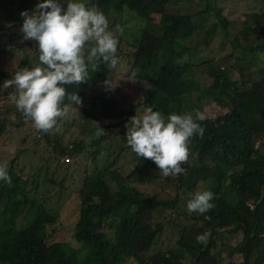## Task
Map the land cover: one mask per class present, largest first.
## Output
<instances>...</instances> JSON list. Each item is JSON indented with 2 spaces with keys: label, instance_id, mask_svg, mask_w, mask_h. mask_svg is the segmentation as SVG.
I'll use <instances>...</instances> for the list:
<instances>
[{
  "label": "trees",
  "instance_id": "obj_1",
  "mask_svg": "<svg viewBox=\"0 0 264 264\" xmlns=\"http://www.w3.org/2000/svg\"><path fill=\"white\" fill-rule=\"evenodd\" d=\"M169 1L84 2L86 6L95 4L104 15L109 11L121 13L126 8L146 22L134 42L127 40L125 30V38L117 35V56L119 60L128 58L124 76L148 82L149 90L141 102L126 108L114 106L104 87L113 69L104 63L97 72L89 68L87 82L64 86L68 94L79 96L82 104L65 99L70 121H62L61 133L78 118L84 121L82 131L88 142L78 138L66 144L57 132L41 133L50 148L46 156L42 153L40 157L46 158L44 169L48 174L50 163L63 165L69 158H90L89 164L81 166L80 183L74 189L77 217L71 226V241L54 238L59 232L54 227L59 217L42 201L33 198L34 205L23 201L24 188L35 190L38 186L41 167L28 174L24 164L18 169L23 178L16 175L13 162L21 154H27L30 162L34 155L15 142L18 149L13 147L14 155L7 160L13 186L0 181V198H4L0 209V264H234L235 259H240L236 264H258L253 255L264 262V152H259V146H264V66H248L252 59L243 57L264 52V0H250L256 10L242 13L235 32L230 28L234 20H228L221 7L209 0H196L199 5L203 3L201 12L208 11L212 16L198 37L195 35L202 28L195 16L198 10L169 12ZM41 2L26 0L34 10ZM1 29L0 25V34ZM22 34L6 33L5 37L10 43L13 39L19 41ZM211 36L224 38L227 48L237 49L238 56L235 58L231 51L204 56L215 50L209 45ZM2 47L6 49V44ZM200 48L206 52L200 54ZM6 51L16 58L15 65L9 63L12 73L19 71L28 51L21 46ZM202 64L207 82L200 81L193 72V67ZM133 70H138L134 78ZM3 75L0 71L2 90L4 81L10 79ZM4 90L0 139L18 128L30 126L32 132L37 131L10 99L14 88ZM207 103L223 111L211 113L205 107ZM147 107L161 112L165 120L170 114L182 115L196 109L208 117L201 122L203 137L191 139L189 158L182 165L185 174L162 180L155 163L145 158L138 161L127 144L130 118L141 116ZM98 127L106 134L97 137ZM9 137L13 139L14 135ZM32 138L35 140L33 134ZM126 151L134 156L128 167L118 161ZM62 159L65 163H58ZM16 180L24 186L19 187ZM205 190L214 194L211 202L215 207L204 214L189 213L187 202ZM28 192L24 190L26 195ZM122 207L124 213L120 215ZM164 227L170 232V244L152 251ZM206 230H210V237L205 244L198 243L197 235ZM75 242L85 246L82 257L73 247Z\"/></svg>",
  "mask_w": 264,
  "mask_h": 264
},
{
  "label": "clouds",
  "instance_id": "obj_2",
  "mask_svg": "<svg viewBox=\"0 0 264 264\" xmlns=\"http://www.w3.org/2000/svg\"><path fill=\"white\" fill-rule=\"evenodd\" d=\"M20 15L23 17L22 40L35 42L40 66L15 72L4 81L3 88H14L10 99L24 118L32 122L34 129L41 133H58L68 113L65 99L71 104H82L81 98L75 93L68 94L64 86L87 82L89 68L97 72L101 63L116 68L119 40L97 6H86L80 0H43L32 14L24 10ZM118 31L123 34V28ZM137 71H132V78ZM104 85L113 88L109 80L104 81ZM207 118L203 111L196 109L182 115L170 114L165 120L161 112L147 107L141 116L130 118L127 144L138 157L155 163L162 180L182 175L186 172L182 165L189 158L191 139L203 137L205 129L201 122ZM104 134L98 127L95 135ZM0 181L13 186L7 163L0 164ZM213 199L211 191L197 192L187 202V211L204 214L215 207ZM210 235V230H206L197 235L196 240L205 244Z\"/></svg>",
  "mask_w": 264,
  "mask_h": 264
},
{
  "label": "rangeland",
  "instance_id": "obj_3",
  "mask_svg": "<svg viewBox=\"0 0 264 264\" xmlns=\"http://www.w3.org/2000/svg\"><path fill=\"white\" fill-rule=\"evenodd\" d=\"M23 1V2H22ZM21 4H18V0H0V25H1V34H0V50L2 48L5 49V47H2V43L6 44L5 51L1 54L0 53V71L4 73L5 77L12 78V76L15 73H12V69L9 66V63L13 66L16 63V58L13 55L11 51H6L8 48L13 47L16 48L21 46L24 47L27 51V59L23 62L22 65L18 67L21 68L19 71L24 70L25 68H28L29 70L33 67L39 66L40 62L38 60L39 57V49L36 46L34 41L31 40H22V38L19 41H15L14 39L9 43V38L5 37L6 33H8L9 36L12 35H20L22 32L20 31L22 27L23 17H21L20 13L24 10H27L29 14H32L35 10L26 3V0H22ZM29 1V0H28ZM35 1V0H31ZM86 0H80V2H85ZM212 4L218 5L222 8V13L226 15V18L228 20H234V23L230 26L231 29L235 30L240 26V19L241 15L244 12L254 11L256 10L255 4L251 3L250 0H209ZM262 0H259L261 3ZM67 2V0H65ZM23 3V4H22ZM20 6V7H18ZM203 7V3L201 2L200 5L196 0H170L167 4V10L169 12H179V13H196V18L201 23L202 28L197 32L195 37H198L202 35V30H205L207 27V24L212 19V16L209 14L208 11L206 13L201 12V9ZM29 8L30 10H28ZM128 12V13H126ZM106 17H109L110 21L112 22L109 24V29L113 31L116 35H119L120 32L118 31L120 28H123L125 30L126 38L128 41L134 42V37H137L140 29L145 25L146 22L137 17L134 12L129 11L128 9L124 8V11L121 13H112V11H109L107 14H105ZM109 21V22H110ZM121 21V26L118 25V22ZM152 24H155L153 21ZM11 27V30H8V28ZM149 27H152V25H149ZM3 31V32H2ZM217 35V34H216ZM122 36L125 38L124 34ZM23 37V34H22ZM212 38V36H211ZM210 38V39H211ZM218 36H213L212 38V45L209 40L210 47L213 46L215 50H209L206 52L204 49H199L198 52L200 54H203L206 52L204 56L207 57L208 52H213L215 54L216 52L222 53L224 51H231V53L235 56V58L238 56V50L237 49H230L227 48V45L224 44V38H220ZM10 44H13L12 46H8ZM212 54V55H213ZM211 55V56H212ZM244 59H252V62L248 64V66H254V65H260L261 67L264 66V52H259L252 58L249 55H244ZM241 59V58H240ZM126 61H128L127 56H124V59H120L118 62V65L116 68L113 69L111 74H109V77L107 80H109L112 83L113 88L108 89L105 85V90L110 93L114 100V106L126 108L129 104H136L138 102H141L144 99V93L149 90L150 84L148 82H142L139 80H130L129 78L124 76V73L126 72L128 66L126 64ZM242 60V59H241ZM34 64H31L33 63ZM245 62V61H244ZM236 64H238L237 61H235ZM193 72L195 73L196 77H200V81L203 80L204 82H207V78L204 77L205 74V64H202L198 67H193ZM3 75V76H4ZM6 90H2L0 88V108H2V97ZM159 95L156 99V102L159 101ZM191 99L195 100V97H192ZM213 103H207L205 104V107L208 108L211 113H220L223 110L212 106ZM3 109H0V113H2ZM193 110H191L192 112ZM70 113V111H68ZM67 113V114H68ZM12 115V114H11ZM14 117V115L10 116ZM63 120L66 122L70 121V116H66ZM83 123L84 121L76 118L73 120V124L67 129L59 134L62 135V142L66 144L70 143L74 139H82L83 142L86 144L88 142L86 135L83 133ZM29 128V130H28ZM32 128L30 126L24 127L22 130L20 128L12 130L11 134L6 133L4 137L0 139V164L8 163V158L12 157L14 154L12 152V148L15 147L18 149V146L15 145V142H19L22 147H26L29 149L28 153H31L34 155V158L31 157L30 162L27 161L28 155L27 154H21L18 159H16L13 162V172L16 175H19L23 178V174L19 172V168L23 167L24 164V172L30 174L33 172L34 169L37 168V166H40L41 169L39 170V179H38V186L35 190H29L30 188H24V190L29 191L27 195L24 193L23 190V201L31 203V205H34L32 201L33 198L37 199V201H42L45 207H48L51 209L52 213H56L59 217V222L54 225L55 228L59 229V232H57L54 235V238L60 237L67 241L73 240L72 234L73 230H71V226L73 225L76 217H77V199L75 196V190L78 188L80 179H81V166L85 164H89L90 158L88 156H84L80 160H74V158H69V162H66L67 164L63 165H56V163H50L49 164V174L46 172L44 167H46L45 157L42 156V153L46 156V152H49L50 146L47 145L46 139L44 136H42L41 132L35 131L32 132ZM32 134L35 138V140L32 138L30 140V136L32 137ZM14 135V138L11 139L9 136ZM30 135V136H29ZM113 139V138H112ZM71 140V141H68ZM111 140V138H110ZM115 140V139H114ZM65 144V145H66ZM259 152H264V146H259ZM134 156L128 153V151L125 152L123 156H121L118 161L119 165H123L125 167L130 166L132 164ZM138 161H141L144 159L143 157H137ZM61 159V158H60ZM64 162L63 159L59 160L58 163ZM26 162V163H25ZM254 162V161H253ZM251 162V163H253ZM65 163V162H64ZM7 165H10L8 163ZM126 169V168H125ZM46 179V181H44ZM50 179V180H48ZM16 183L19 185V187H23L24 185L20 180H16ZM5 188H2V191ZM75 189V190H74ZM5 194V193H4ZM47 195L48 197H43ZM187 198L190 197V194L186 196ZM4 201V198H0V209H1V203ZM36 201V200H35ZM36 201V202H37ZM120 209V215H123L124 208ZM170 232L169 230L164 227V230L161 234L158 235V238L156 242L153 245L152 251L159 249L163 250L170 244ZM73 247L78 248L77 250L80 251L79 257H82V253L85 250V246L79 242H75L73 244ZM252 259L256 260L258 264H264L260 260L259 257L256 255L252 256ZM240 259L233 260V263H239ZM260 261V262H259Z\"/></svg>",
  "mask_w": 264,
  "mask_h": 264
}]
</instances>
